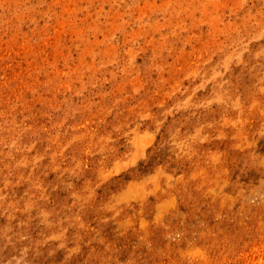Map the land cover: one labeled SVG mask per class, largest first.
Wrapping results in <instances>:
<instances>
[{
  "label": "rangeland",
  "instance_id": "374dc122",
  "mask_svg": "<svg viewBox=\"0 0 264 264\" xmlns=\"http://www.w3.org/2000/svg\"><path fill=\"white\" fill-rule=\"evenodd\" d=\"M0 264H264V0H0Z\"/></svg>",
  "mask_w": 264,
  "mask_h": 264
}]
</instances>
